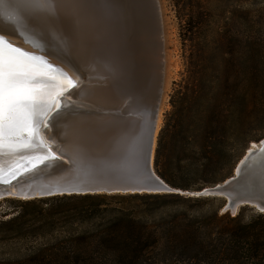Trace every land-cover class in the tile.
<instances>
[{"label":"trees","instance_id":"trees-1","mask_svg":"<svg viewBox=\"0 0 264 264\" xmlns=\"http://www.w3.org/2000/svg\"><path fill=\"white\" fill-rule=\"evenodd\" d=\"M230 38L190 44L173 82L153 167L180 191L0 199L19 204L0 212V264H264V212H222L220 199L188 193L230 175L252 141L244 128L264 120V34L222 50Z\"/></svg>","mask_w":264,"mask_h":264},{"label":"water","instance_id":"water-1","mask_svg":"<svg viewBox=\"0 0 264 264\" xmlns=\"http://www.w3.org/2000/svg\"><path fill=\"white\" fill-rule=\"evenodd\" d=\"M124 9L141 11L146 6L153 17L157 36L154 97L143 114L112 112L73 95L79 84L80 69L73 60L47 64L37 62L46 85L44 115L34 135L24 134L20 143L29 147L0 153V199H32L56 194L86 192H178L160 178L153 167L157 113L164 85V53L156 0H115ZM139 2H142L138 4ZM150 16V14H149ZM40 57L42 49L13 42ZM54 60V59H53ZM52 65L49 68L47 65ZM65 76L74 82L68 88ZM155 87V88H154ZM63 91L62 95H59ZM60 107L57 109L56 105ZM247 148L232 174L210 186L188 192L222 199L221 211L235 214L242 206L264 212V137Z\"/></svg>","mask_w":264,"mask_h":264},{"label":"rangeland","instance_id":"rangeland-1","mask_svg":"<svg viewBox=\"0 0 264 264\" xmlns=\"http://www.w3.org/2000/svg\"><path fill=\"white\" fill-rule=\"evenodd\" d=\"M114 1L0 0V13H2L0 15V36H4L11 43L14 41L11 37L15 34L27 38L26 42L32 40L41 44L42 41L49 43L50 39L56 40L57 42H52V44L58 46L52 47L58 48L62 53H67L69 57L71 55L79 69H82L81 66H83L86 70V72H82L84 79L81 83L83 87L86 86L84 89L80 86L77 88L78 96H86L89 99L94 97L98 101L100 93H92L94 88H97L98 85L101 88L106 84L114 86L113 84L119 83L122 76L129 72L130 74L127 75L129 83L133 80H129L133 74L142 73L145 76L150 55L156 57V51L153 48L155 47L154 36H152L155 26L153 27V17L147 7L140 5L138 9L141 11H128L124 9V4L117 6ZM128 2L136 3L138 0H128ZM156 2L162 30L165 63L160 120L156 132L158 135L164 115L171 107L170 94L173 91V82L180 78V72L184 68V50L190 48V44L194 46L193 50L203 49L204 37L208 39L210 48L213 46L216 48L219 42L214 41L219 37L226 40L227 36H231L228 41L230 44H227L226 48L222 47V50H229L231 47L236 49L239 46V39L245 36H255L258 33L264 34V0H156ZM140 3L142 2L138 4ZM121 12H124L126 17L121 15ZM189 19L191 23L187 25L186 22ZM95 23L96 25L99 23L100 26L94 27ZM189 27L194 31L195 42L192 43L186 39L187 36H191L186 30ZM148 35H150L149 38ZM140 46L144 47H142L143 50H139ZM44 47L50 48L49 46ZM75 56L81 63L76 61ZM117 57L121 60V70L117 66L119 71L114 72L115 70L111 67L116 66ZM124 80L123 78L122 82H125ZM87 90L90 93L87 94ZM263 130L264 120L254 121L244 128L243 134L240 135L241 138L252 139L247 148L251 147L253 142L259 141L255 138ZM243 144L244 142L236 138L232 146L234 149H238ZM192 191L197 190L188 192ZM220 200L222 201V199ZM18 205L13 201L1 200L0 212L8 213L4 216L7 217ZM250 213L251 210L245 211L246 216Z\"/></svg>","mask_w":264,"mask_h":264},{"label":"snow or ice","instance_id":"snow-or-ice-1","mask_svg":"<svg viewBox=\"0 0 264 264\" xmlns=\"http://www.w3.org/2000/svg\"><path fill=\"white\" fill-rule=\"evenodd\" d=\"M37 62L47 64L42 57L0 36V153L29 147L30 144L20 140L25 133L29 137L35 134L39 117L45 114L42 107L47 99H55L54 96L46 99V85L39 82L44 74L36 70ZM65 81L68 88L74 87L70 78L65 76ZM58 94L62 95L63 91ZM59 107L57 104L56 108Z\"/></svg>","mask_w":264,"mask_h":264},{"label":"bare ground","instance_id":"bare-ground-1","mask_svg":"<svg viewBox=\"0 0 264 264\" xmlns=\"http://www.w3.org/2000/svg\"><path fill=\"white\" fill-rule=\"evenodd\" d=\"M124 12H121V15L125 16L123 14ZM121 17V16H120ZM82 23V22H81ZM84 23V22H83ZM100 26L99 23L96 25L95 23V26ZM87 27V26H86ZM69 31V30H68ZM151 34V32H150ZM54 35V34H53ZM54 36H58L57 34H55ZM54 36H52L54 38ZM87 36V35H86ZM152 36L153 37V42H154V46L152 45L153 48H155V51H156V57L152 56V54L150 55L151 57H149V61H148V65H147V70H146V74L145 76L142 75V73H136L134 76L131 75V79L129 78V80L132 81L129 83L128 81V78H127V75L130 74L129 70V74L125 75V76H122L125 80V82H122V79L120 80L119 83L116 82V84H113L114 86H110V84H106V86H102L101 88H99L97 86V88H94L95 90L92 91V93H100L98 94V98L100 97V99L95 100L94 97L89 99L87 98L86 96L85 97H80L78 96V93H77V88L80 86V87H83L81 85L83 79H84V75L82 72H86V70L82 67V69H80V80H79V84L78 86L74 89V92H73V95H69L70 97L71 96H78L79 98L81 99H88L91 100V102H93L94 104L98 105L101 109L103 110H109V111H112V112H120V113H132V114H137V115H141L143 113H145L149 108H150V104H151V101L154 97V89H152V81L153 79L155 78L156 79V66L158 64V57H157V53H158V49H157V44H156V36H157V32H156V29L154 30V32L152 33ZM148 38L150 37V35L147 36ZM13 40V42H18V43H28L29 45L31 46H35L37 48H40L43 50V52L45 54H41L40 57L42 58H49V56L53 59H51L54 63H58V64H63L62 61H65L66 59H70L71 61L74 59L71 58V55L70 57L67 55V53L65 52H61L53 47H56L58 45H54L52 44V42H55L56 40H53V39H50L49 43L46 41H42L41 44L38 43L37 41H27L26 42V39L25 37H20L18 36L17 34L13 35L11 37ZM74 38V37H73ZM85 38V37H84ZM90 38V37H89ZM92 39V38H91ZM82 40V39H81ZM73 41V40H72ZM57 42V41H56ZM77 42V41H76ZM89 42V41H88ZM153 44V43H152ZM79 45V44H78ZM83 45V44H82ZM44 46H49L50 48H53V49H50V48H46ZM53 46V47H52ZM74 46V45H73ZM93 46V45H92ZM136 46V44H135ZM149 46V45H148ZM131 47H134V46H131ZM143 47V46H142ZM142 47L140 46L139 47V50H143ZM144 48V47H143ZM60 49V48H59ZM86 50V49H85ZM138 50V49H137ZM153 50V49H152ZM124 51V50H123ZM133 51V50H132ZM135 51V50H134ZM150 51V50H149ZM61 52V53H60ZM141 53V52H140ZM155 53V52H154ZM122 54V53H121ZM124 55V54H123ZM110 56V55H109ZM126 56V54H125ZM124 56V57H125ZM76 57V56H75ZM83 57V56H82ZM139 57V56H138ZM118 58V57H117ZM126 58V57H125ZM142 58V57H141ZM85 59V58H84ZM145 56H144V60H145ZM143 60V59H142ZM76 61L79 63V59L76 57ZM147 61V60H146ZM73 62H75V60H73ZM76 62V63H77ZM144 62V61H143ZM81 63V62H80ZM99 63V62H98ZM114 63V62H113ZM120 63H121V60L118 58V62L116 63V66H112L111 68L113 70H115L114 72H116V70H118L117 66H119V69H120ZM122 63H124L122 61ZM83 64L84 61H83ZM87 64V63H86ZM140 64V63H138ZM137 64V65H138ZM78 65V64H77ZM95 66V65H94ZM93 66V67H94ZM136 66V65H135ZM97 67V66H96ZM114 67V68H113ZM117 67V68H116ZM125 67V66H124ZM128 67H132V66H128ZM137 68V67H136ZM90 69V68H89ZM128 69V68H126ZM145 69V68H144ZM92 70V69H91ZM112 70V71H113ZM121 70V69H120ZM125 70V69H124ZM136 70V69H135ZM138 70V69H137ZM93 71V70H92ZM119 71V70H118ZM117 71V72H118ZM123 71V70H122ZM127 71V70H126ZM127 72V73H128ZM137 72V71H136ZM141 72V71H140ZM126 73V72H125ZM105 74V73H104ZM89 75V74H88ZM122 75V74H121ZM98 76V75H97ZM106 76V75H105ZM133 76V77H132ZM144 76V77H143ZM112 79V78H111ZM103 82V81H102ZM99 83V82H98ZM104 83V82H103ZM106 83V82H105ZM145 85V87H144ZM86 86V85H85ZM84 86V87H85ZM88 86V85H87ZM84 87L82 89H84ZM91 87V86H90ZM99 88V89H98ZM155 88V87H154ZM80 89V90H82ZM87 89V88H85ZM79 90V91H80ZM93 90V89H91ZM82 92V91H81ZM80 92V93H81ZM79 93V94H80ZM90 93L88 92L87 90V94ZM91 93V94H92ZM103 97V98H101ZM94 99V100H93ZM162 99V96L160 98V103H161V100ZM99 100H101V102H99ZM115 104V105H114ZM160 111H161V107H160V104H159V107H158V113H157V126H156V132H157V128H158V122L160 120ZM254 145H258L257 142H253V144L251 145V147H254ZM250 148V147H249Z\"/></svg>","mask_w":264,"mask_h":264}]
</instances>
